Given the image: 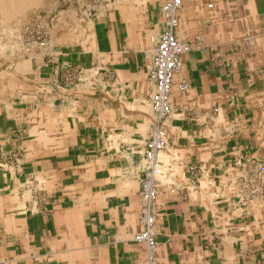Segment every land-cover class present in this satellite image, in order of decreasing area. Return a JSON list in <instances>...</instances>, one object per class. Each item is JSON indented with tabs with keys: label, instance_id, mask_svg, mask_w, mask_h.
Masks as SVG:
<instances>
[{
	"label": "crops",
	"instance_id": "crops-1",
	"mask_svg": "<svg viewBox=\"0 0 264 264\" xmlns=\"http://www.w3.org/2000/svg\"><path fill=\"white\" fill-rule=\"evenodd\" d=\"M161 2L134 19L65 11L1 80L0 264H264V0H182L175 34L201 40L180 55L173 111L158 120L148 70ZM67 65L82 68L78 83L64 84ZM157 124L149 247L135 236ZM252 165L258 190L243 199Z\"/></svg>",
	"mask_w": 264,
	"mask_h": 264
},
{
	"label": "built area",
	"instance_id": "built-area-1",
	"mask_svg": "<svg viewBox=\"0 0 264 264\" xmlns=\"http://www.w3.org/2000/svg\"><path fill=\"white\" fill-rule=\"evenodd\" d=\"M182 0H162L160 4V14L164 20V29L153 47V56L148 70V78L153 83L154 89L150 94L149 102L151 108L158 120H162L172 111L170 102V89L174 74L180 67V55L190 51L194 46L199 45L201 39H190L181 41L175 34L177 25V12L180 9ZM63 82L66 85H72L75 81L82 78V68H73L67 65L64 68ZM181 84L180 88H185ZM166 145V133L164 129L157 124L149 133L144 143L143 156L146 161V169L141 177L140 193L143 199L141 215L144 221L143 229L135 236L138 241H144L149 247L155 244L153 230L154 217L151 212V202L157 194V178L162 174V164L159 161L158 154ZM18 151L8 153L6 162L8 164L16 163V157H19ZM255 172L260 175L258 167L252 165ZM195 166H189L188 171L192 175L195 172ZM248 173V169H246ZM241 175L240 189L245 188L247 177ZM257 189V187H256ZM241 192V190H240ZM256 190H251L249 198L255 194ZM248 198V197H246ZM243 198V199H246Z\"/></svg>",
	"mask_w": 264,
	"mask_h": 264
},
{
	"label": "rangeland",
	"instance_id": "rangeland-1",
	"mask_svg": "<svg viewBox=\"0 0 264 264\" xmlns=\"http://www.w3.org/2000/svg\"><path fill=\"white\" fill-rule=\"evenodd\" d=\"M33 1L17 0L16 9L0 10V82L3 77L6 78V75L11 77L14 74L12 69L17 59L22 58L28 52H35L36 49L47 46L54 36V22L63 12L67 11L80 23L91 20L96 15L103 16L114 12L117 17L134 19L141 13L143 16L146 6L155 0ZM80 80L75 81L74 84ZM246 177L250 183L244 184L245 188L241 187L240 190L244 198H249L251 190L257 192L258 181L261 177L255 172L254 167L248 169Z\"/></svg>",
	"mask_w": 264,
	"mask_h": 264
},
{
	"label": "bare ground",
	"instance_id": "bare-ground-1",
	"mask_svg": "<svg viewBox=\"0 0 264 264\" xmlns=\"http://www.w3.org/2000/svg\"><path fill=\"white\" fill-rule=\"evenodd\" d=\"M27 1V0H26ZM33 1V0H32ZM37 2V0H35ZM33 1V2H35ZM24 2V1H22ZM30 2V1H29ZM31 4V3H30ZM34 4V3H33ZM17 5V0H0V10L12 11ZM11 6V7H10ZM19 7V6H18ZM22 8V7H21ZM16 9V8H15ZM5 13V12H4Z\"/></svg>",
	"mask_w": 264,
	"mask_h": 264
}]
</instances>
